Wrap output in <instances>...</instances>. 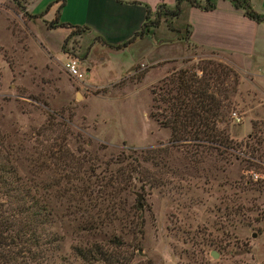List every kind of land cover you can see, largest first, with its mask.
Here are the masks:
<instances>
[{
	"label": "rangeland",
	"instance_id": "obj_1",
	"mask_svg": "<svg viewBox=\"0 0 264 264\" xmlns=\"http://www.w3.org/2000/svg\"><path fill=\"white\" fill-rule=\"evenodd\" d=\"M35 20L23 0L0 1V169L38 174L46 186L58 180V165L48 154L66 148L83 159V185H90L92 168L116 162L111 167L128 174L121 192L128 220L141 229L114 222L103 230L124 242L128 264H264V217L257 215L264 213V77H242L221 63L235 72L227 79L236 88L226 122L232 148L195 154L193 146H174L164 162L140 161V173L130 177L121 160L132 162V150L168 144L169 130L149 115L150 89L206 54L189 46L178 53L175 45L161 43L157 57H175L130 65L133 50L106 51L91 46L88 36L48 32L49 21ZM159 31L164 34H156L157 40L168 38L165 28ZM69 57L78 60L82 79L67 75L63 64ZM257 63L264 67L263 60ZM49 200L51 231L62 239L58 254L70 259V246L86 235L72 203Z\"/></svg>",
	"mask_w": 264,
	"mask_h": 264
},
{
	"label": "trees",
	"instance_id": "obj_2",
	"mask_svg": "<svg viewBox=\"0 0 264 264\" xmlns=\"http://www.w3.org/2000/svg\"><path fill=\"white\" fill-rule=\"evenodd\" d=\"M180 1L176 0V5ZM186 1L203 10L213 9L216 2ZM229 1L247 18L264 21V14L254 11L249 0ZM177 11L178 8L156 12L152 19L146 15L144 25L135 36L152 35L160 17H173ZM167 26L171 27V23L167 22ZM49 27H66L70 35L78 36L86 30L56 20L49 22ZM132 39L116 48L125 47ZM234 74L227 66L206 59L196 66L173 70L159 79L150 89L153 110L149 115L160 127L169 130L168 144L132 150L135 154L132 162L121 160L127 162L125 169L130 177L140 173V161L157 166L164 162L165 154L174 146H193L195 154L206 153L209 148L218 150L220 147L221 151L232 148L226 122L230 95L236 88L233 83H227V79ZM253 141L261 143L257 137ZM56 153L59 154L53 156L51 153L48 157L51 161L56 160L58 180L51 179L46 186L40 184L38 174L19 175L14 166L0 169V264H56L57 260L62 264H128L124 242L118 235L103 230L108 223L114 222H121L129 230L141 229L140 223L132 224L128 220L126 202L121 195L128 174L124 168L113 169L111 166L116 162H103V169L99 170L100 161L92 168L91 174L95 178L92 184L83 185L85 171L80 169L83 159L73 158L66 148H59ZM107 167L110 169L106 170ZM95 169L99 171L95 172ZM96 174L98 177L102 174L98 181ZM52 196L65 204L72 203V213L77 215L76 220L86 235H81L78 243L70 246V259L59 256L62 239L51 231L54 212L49 199ZM241 208L236 206L235 211ZM257 215L264 217V213Z\"/></svg>",
	"mask_w": 264,
	"mask_h": 264
},
{
	"label": "crops",
	"instance_id": "obj_3",
	"mask_svg": "<svg viewBox=\"0 0 264 264\" xmlns=\"http://www.w3.org/2000/svg\"><path fill=\"white\" fill-rule=\"evenodd\" d=\"M23 1L30 17L37 16L38 23L56 20L85 27L80 36H88L91 46L101 45L106 51L115 52L133 50L135 56L128 62L130 65L141 60L155 63L175 57V54L157 57L161 43H167L175 45L178 53H183L187 46L200 50L206 54V59L223 63L242 77H264V67L256 65L264 61V21L247 18L229 0H216L211 10L200 9L186 0L177 5L176 0ZM249 4L254 11L264 14V0H249ZM175 8L178 11L173 17H160L152 35L135 36L144 25L146 15L152 19L156 12ZM167 21L171 27L167 26ZM161 28L169 35L166 34L167 39L157 40L156 34H164L159 31ZM58 29L64 30V34L70 31L66 27H48L47 31ZM130 38L133 39L125 47L116 48ZM261 93L264 95V84Z\"/></svg>",
	"mask_w": 264,
	"mask_h": 264
},
{
	"label": "built area",
	"instance_id": "obj_4",
	"mask_svg": "<svg viewBox=\"0 0 264 264\" xmlns=\"http://www.w3.org/2000/svg\"><path fill=\"white\" fill-rule=\"evenodd\" d=\"M63 66H64V69H65L67 75L74 77V78L82 79L83 71H80L79 62L76 58H74V57L67 58L65 60V63L63 64ZM231 117L234 120V122H236V123H238L240 120L239 117H237L235 115V113H233V112L231 113ZM250 176L253 179L257 178V175L253 172L250 173Z\"/></svg>",
	"mask_w": 264,
	"mask_h": 264
},
{
	"label": "water",
	"instance_id": "obj_5",
	"mask_svg": "<svg viewBox=\"0 0 264 264\" xmlns=\"http://www.w3.org/2000/svg\"><path fill=\"white\" fill-rule=\"evenodd\" d=\"M136 196H137V206L139 207L140 206V198H141V195L140 194H136ZM213 258H216V255L215 254H213V253H211L210 254Z\"/></svg>",
	"mask_w": 264,
	"mask_h": 264
}]
</instances>
